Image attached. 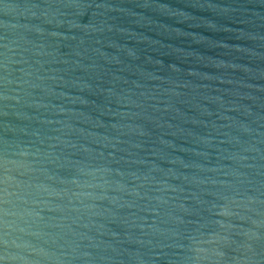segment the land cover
Wrapping results in <instances>:
<instances>
[{"label": "water", "instance_id": "obj_1", "mask_svg": "<svg viewBox=\"0 0 264 264\" xmlns=\"http://www.w3.org/2000/svg\"><path fill=\"white\" fill-rule=\"evenodd\" d=\"M0 264H264V0H0Z\"/></svg>", "mask_w": 264, "mask_h": 264}]
</instances>
